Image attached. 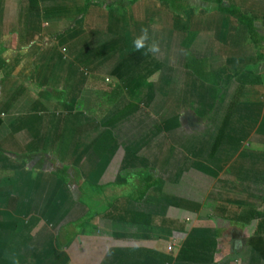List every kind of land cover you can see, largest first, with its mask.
Returning a JSON list of instances; mask_svg holds the SVG:
<instances>
[{"label":"crops","instance_id":"1","mask_svg":"<svg viewBox=\"0 0 264 264\" xmlns=\"http://www.w3.org/2000/svg\"><path fill=\"white\" fill-rule=\"evenodd\" d=\"M230 6L249 18L253 31L219 9ZM143 27L159 43L158 57L133 48ZM188 36L194 46L186 43ZM185 48L207 57L196 69L208 79L196 80L189 71ZM123 51L131 56L124 58ZM173 65L186 67L199 86L210 83L215 98L207 108L192 95L193 80L184 78L182 86V76L173 101L181 102L176 93L182 91L188 99L171 113L170 96L162 109L170 112L159 130L166 141L152 138L144 148L160 163L154 157L143 163L139 145L118 143L108 126L100 125L99 133L88 125L89 118L105 117L89 107L104 102V77L122 79L118 66L133 71L116 95L137 91L133 98L153 101L157 88L170 90L171 81L149 90V79ZM142 73L145 78L137 82ZM92 91L97 97L91 98ZM219 95L224 106L213 109ZM86 102H93L90 116L76 115L78 103ZM138 109L132 104L114 117L121 120ZM180 118L194 127L179 138L183 150L170 135L182 127ZM113 147L109 157L107 148ZM174 148L184 155L181 161ZM44 155L61 158L62 167L43 171ZM117 160L126 169L149 168L129 171V194L107 196L124 183L120 174L110 177ZM85 184L90 207L78 198ZM246 198L264 199V0H0V264H234V245H228L234 241H218L223 222L229 226L222 214H235L230 220L246 228V208L256 213L261 205ZM181 200L198 207L191 210ZM58 219L66 221L60 226ZM74 225L77 230L63 241L59 227ZM239 253L245 264L246 251Z\"/></svg>","mask_w":264,"mask_h":264},{"label":"rangeland","instance_id":"2","mask_svg":"<svg viewBox=\"0 0 264 264\" xmlns=\"http://www.w3.org/2000/svg\"><path fill=\"white\" fill-rule=\"evenodd\" d=\"M189 9H191V6L187 8V11ZM195 9H196V7H195ZM192 11H190V12H192ZM194 40L195 39L193 37L188 36L186 38V43L188 42L189 46H194L195 45V42H193ZM188 44H186L187 47H188ZM128 49H129L128 46L123 47V50H128ZM176 51L179 54V50H176ZM123 52H124L123 53L124 58L131 56V54H127V52L125 53V51H123ZM182 55H183V53H182ZM184 55H185L184 57L187 60L186 66L189 69V71L196 77V80L205 81L206 78L207 79L209 78V76H206L203 72H202L203 73V75H202L201 72L197 71V69H196V68H198V69L200 68V65H199L200 62L205 63V59H207V57L205 58L203 55H201L199 53L193 54V53L189 52V48H188V50L185 48ZM110 56H111V58L112 57L115 58L114 55H110ZM201 57H203V59L199 60ZM171 62H173V60ZM175 63H176V60H175ZM168 64H170V63H167L166 65L169 66ZM118 67H119V69H117V71H119V73L121 72V74L123 75L122 79H120L116 75L115 76H106L107 78L104 77V82L101 84V86H99V89L101 91H103V94L105 97L104 102L101 103L100 108L98 107V109H96L94 107H89L90 112L95 111V112H97L98 115H104L105 117L94 118V119L89 118V120H92V121H90V123H88V125L93 130L99 131V133L101 131H104L103 130L104 128L100 127V125L101 126H104V125L108 126L107 127L108 131H112L113 136L116 135V138L118 137V139H117L118 143H122L125 146H127V144L130 145L133 143L135 146H137V144H138L140 157L145 160V162H143V163L148 165L151 162L154 155H153V153H152V155L146 153L144 148H146L147 145H149L153 142L152 138H155V140H154L155 143L156 142L162 143V142L166 141V140H164V138H166L167 135L164 134L162 131H159L161 122H162L163 118H165L164 116H167L170 112L175 113V110H177V109H175V106H177L176 108H178L179 104L182 101H186L185 96L188 93L184 94V91L176 93V96L178 97L179 101H181L180 103L173 101L175 99V98H173V91H174V89L175 90L179 89L180 86H178L177 84H179L178 81L181 80L182 76H183V80H181V84L183 86L186 83V80L184 78L189 79V76L191 75V73L190 74L186 73V71H185L186 67L184 68V67H182V65H180V67L173 65L172 66L173 68L169 67L170 68L169 70L168 69L167 70H165V69L164 70L163 69L158 70V72L156 74H154L149 79V83H150L149 90H150V88L152 89L153 87H159V86L162 87L163 86L162 84L165 80L171 81V86H170V90L168 87H166L167 88L166 91H164V89L157 88L159 93H160V95H159L160 97L157 94L155 99L153 101H151L149 97L147 98V100L146 99L142 100L141 96H138L137 98H133L134 94L137 93V91L133 92L132 96H131L132 92L126 91V90L124 91V96L122 95L123 97H121V96L118 97V95H116L118 93L119 89L120 88L122 89L121 83L123 81H128V77L131 75V73L133 71L131 69L120 68L121 66H118ZM204 72L206 73V71H204ZM182 73H185V74L182 75ZM144 75L145 74L142 73L140 76H135L136 77L135 80L137 82H139L138 80H142L145 78ZM215 75H217V74L215 73ZM137 77H139L140 79H138ZM192 80H190V81H192L191 86H192V88H194L192 91V95L194 97H198L199 99L202 98L203 101H206L205 105H207L208 106L207 108H209L211 106V101L214 100V98H215L213 88L211 87L212 85L209 83L211 85V86H209L208 83H205V84H202L199 86L198 82H194V79H192ZM173 82H175L176 85ZM183 82H185V83L183 84ZM132 83H133V80L130 81L129 84L132 85ZM197 85L199 87L196 88ZM134 86L136 87V85H134ZM130 88L132 90L134 89V87H130ZM139 90H142V87ZM93 92H96V91H92V93H90L91 98L97 97L95 95V93H93ZM170 96L172 98V100H170V102H169L170 103L169 105H171L170 112H169V110H162L164 108L163 107L164 105L167 106L166 102L168 101V98ZM114 97H116L117 99L116 100H110V98H114ZM186 98H187V96H186ZM129 99L137 100V102L130 101ZM207 101H209V102H207ZM222 102H223V100L221 99V96L219 95L218 99L214 103L213 109L219 110V108H221V105L223 108L224 105L222 104ZM81 104L82 103H78L79 108L77 109V107H76L75 114L76 115L86 114V115L90 116L88 106L93 104V102L91 104L89 102L83 103V106ZM132 104L138 105L139 109L137 112H135L131 116L124 118V119H121V120L119 119V117H114V114H118L121 110L126 109L127 107H129ZM200 104H201V101H200ZM99 109H101V113L99 112ZM80 119H81V117H80ZM118 120H120V121L111 125L112 122H116ZM200 120H202V118H200ZM178 121H179V126L182 125V127H179L178 129L173 131L172 134H170V135L172 138H174L178 142V145H176V148L178 147V150H183L184 147H182V149H179V146L181 145V144H179V142L181 141L179 138H180V136L183 137L184 135H186L185 133H187V134L190 133L189 131H191L194 127L190 128V127H192V124H191L192 122L189 120V118L188 119L180 118V119H178ZM109 125H111V126H109ZM203 127L204 128L201 130L203 132H206V131L208 132L210 129V123H209V126L207 124ZM192 131H194V130H192ZM152 132H156L157 134L152 135L151 134ZM197 133H198V131H197ZM108 136H109V134L107 132L103 135L101 140L104 141L105 139H107ZM114 138H115V136H114ZM190 140H191L190 138L187 140L188 141V142H186L187 145L190 144V142H191ZM112 141H115V140H112ZM110 146L112 147V145H109V147ZM176 148H174V150H173V152L176 153L175 159L178 161H181L183 159L184 155H182V154L180 155V152L177 151ZM185 148H187V147H185ZM192 151L191 152L186 151V152L192 153ZM107 153L110 155L109 157H112L115 153L114 147L112 150H108V148H107ZM194 155L195 154L193 153L192 156L194 157ZM47 156L48 155L43 156V165H44V166H42L43 171L55 170V169L62 167L61 166V158H59L57 160V158L55 159L54 155H50L49 157H47ZM157 160L158 159H156V161ZM48 161H51L52 164H49ZM231 161H232L231 155L225 159V163H230ZM157 162L160 163V161H157ZM122 164H123V161L121 162V160H117V163L113 162L112 166H114L117 169V171H115V168H114L113 171L110 172V174H111L110 177H112L113 175L117 176L120 174L119 179L121 178L122 182L124 181V183L121 185L120 184L116 185V186H120L119 189H116L112 192H109L107 194V196H110V194H119V195L129 194L131 192L130 190H132V187L130 186L132 184H129L131 182L130 177L134 176L133 173H129V171H131V169L133 171H135L134 170L135 168L141 169V170L149 168L148 166L138 165V166H133V167H129L128 169H126L127 166L122 165ZM157 166L160 167V165H155L154 167L158 168ZM174 167L171 168V172L173 171ZM176 170L177 171L174 172L175 174L171 173L172 179H174L176 177V173L179 171V168L177 167ZM70 172H71V174H73L72 171H70ZM80 172H81V170H80ZM127 172L129 174L125 175V173H127ZM241 172L245 173L246 167H242ZM139 173L146 174L145 172H139ZM154 173H156V171ZM184 173L185 172H183L182 174H184ZM75 175H77V173ZM132 182H133V184H137V181H135V178ZM89 187L90 186L85 184L80 189V193L82 194V196L78 197L80 200V203H82L83 205H86L87 207H90L89 206V203H90L89 195L91 196V190L87 191V189ZM181 187H182V185H181ZM177 188H180V184H177ZM76 194H77V192H76ZM262 200L264 201V199H259V198H246L247 204H248V202H255V201L261 202V205L257 207L260 210L259 212L253 213V212H251V209L249 211V207L246 208V214L244 213V216H246V228L244 227L245 223L242 224V223L234 222V221L230 220V218L234 217L235 214H230V213H228L227 215L222 214L223 218L228 220L229 226H227V221L223 222L224 228H221V231L219 232L220 236L218 237V241L222 242V243L224 241H226L227 239L229 242L234 241L233 244H228L229 248L231 245H234L233 246V248L235 249V257L234 258H236L235 259L236 261H234V262H237L234 264H240V262L243 260L242 259L243 255H241L242 253H239V251H244V250L246 251V254H244L246 257L244 260L245 264H264V258H261L260 256H258L253 251V249H251V247L249 246V243H248V237H250V235H253V234L256 235V233H258L259 227L257 226V222L259 221V219L264 220V202L262 203ZM63 221H66V220L65 219H58V223L60 224V226L63 224ZM77 228L78 227L76 225L68 227L67 230L64 228L61 229L59 227V231L62 230V233L64 232L62 240L67 241L69 239V236L71 238L73 233H74V231H72V229L77 230ZM61 236H62V234H61ZM262 238L264 240V234H263ZM222 246L227 247L226 245H222ZM229 254H231V253L229 252Z\"/></svg>","mask_w":264,"mask_h":264},{"label":"trees","instance_id":"3","mask_svg":"<svg viewBox=\"0 0 264 264\" xmlns=\"http://www.w3.org/2000/svg\"><path fill=\"white\" fill-rule=\"evenodd\" d=\"M89 2L86 3L84 5V10H86L89 6ZM218 5H220V1H218ZM222 12H225L229 15H231L232 17H234L240 25H243L245 28H247L249 31H253V27H252V22L249 20L248 17H246V15H243L238 9H236L233 6L227 7V8H219ZM253 35V33H252ZM235 98L237 97H233L231 99V101L228 103V108H227V113L230 111V109L233 108L234 104H235ZM229 114V113H228ZM228 120V117L226 116L224 118V121L219 129V133L217 134L215 140H214V146H216L221 138V132L223 131V127L225 126V122ZM215 150H212L211 152L213 153ZM150 185H147L146 188H148ZM145 191V190H144ZM141 198V196L139 197ZM181 205H185L187 206L189 209L194 210L195 208L198 207L197 204L195 203H190L186 200H181L180 202ZM259 229H258V233H256V235H252L248 238V243L249 246L251 247V249H253V251L260 256L261 258H264V240H263V234H264V221H261V223L259 224Z\"/></svg>","mask_w":264,"mask_h":264},{"label":"clouds","instance_id":"4","mask_svg":"<svg viewBox=\"0 0 264 264\" xmlns=\"http://www.w3.org/2000/svg\"><path fill=\"white\" fill-rule=\"evenodd\" d=\"M132 46L136 51L143 50L144 55L151 54L153 57H158L161 52L159 43L150 37L147 27L141 28L140 34L133 38Z\"/></svg>","mask_w":264,"mask_h":264},{"label":"built area","instance_id":"5","mask_svg":"<svg viewBox=\"0 0 264 264\" xmlns=\"http://www.w3.org/2000/svg\"><path fill=\"white\" fill-rule=\"evenodd\" d=\"M171 248H172V246H167V250L168 251L171 250Z\"/></svg>","mask_w":264,"mask_h":264}]
</instances>
